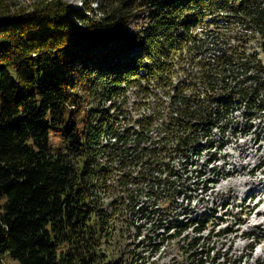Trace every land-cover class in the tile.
Wrapping results in <instances>:
<instances>
[{"label":"trees","instance_id":"trees-1","mask_svg":"<svg viewBox=\"0 0 264 264\" xmlns=\"http://www.w3.org/2000/svg\"><path fill=\"white\" fill-rule=\"evenodd\" d=\"M256 38L260 51H251ZM135 85L166 101L131 125L121 102ZM263 107L264 0L4 4L0 264L7 255L21 264H139L142 254L122 250L114 228L121 205L106 204L112 182L143 185L155 206L189 199L184 188L200 176L198 159L229 141L235 117ZM127 200L171 229L162 207ZM216 216L175 220L179 233L170 237L192 222L201 232ZM182 240L173 264H247L216 250L213 235Z\"/></svg>","mask_w":264,"mask_h":264},{"label":"rangeland","instance_id":"rangeland-1","mask_svg":"<svg viewBox=\"0 0 264 264\" xmlns=\"http://www.w3.org/2000/svg\"><path fill=\"white\" fill-rule=\"evenodd\" d=\"M39 1L0 0V11L4 4L6 8L18 11L32 8ZM65 1L80 7L83 0ZM96 6L92 3V7ZM208 19L212 21L213 18ZM259 45L256 38L249 48L260 51ZM162 101H166L163 96L149 95L140 86L129 87L121 102L124 123L135 125L139 118L151 114V109ZM234 120L235 125L227 134L229 141L198 159L199 164L195 168L200 176L195 179L196 183L189 184L190 188H184L191 197H179L171 203L164 197L160 199L162 202H156L162 207L161 216L165 224L171 225L170 230L160 226L159 218L151 221L139 216L140 213H135L133 208V212L128 209L134 206L133 201L127 200L131 194L139 199L137 204L159 207L155 206V201L148 200V195L144 196L143 185L130 183L126 188L119 185V181L112 182L117 185L115 194L106 199V204L109 205L113 199L116 205H121L113 227L121 230L119 241L122 250L131 248L142 254L139 264H173L182 255V239L194 235H213L216 250H229L231 254L243 256L247 264H264V107L254 116L241 113ZM114 177L121 175L116 173ZM5 200L6 196L0 195V208ZM128 204L131 205L126 208ZM204 213H214L220 219L212 220L201 232L196 229L199 223L192 222L187 230L180 231V236L170 237V234L179 233L180 228L174 227L175 220L196 219ZM164 230L166 238L163 240L159 233ZM154 241H157V246ZM3 264L21 263L7 255Z\"/></svg>","mask_w":264,"mask_h":264}]
</instances>
